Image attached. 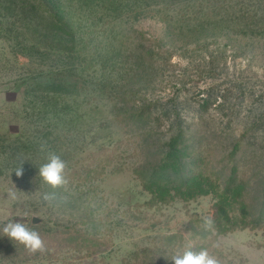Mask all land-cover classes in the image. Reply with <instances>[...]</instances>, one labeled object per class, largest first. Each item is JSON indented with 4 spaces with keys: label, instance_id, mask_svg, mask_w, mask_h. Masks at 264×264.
I'll use <instances>...</instances> for the list:
<instances>
[{
    "label": "rangeland",
    "instance_id": "obj_1",
    "mask_svg": "<svg viewBox=\"0 0 264 264\" xmlns=\"http://www.w3.org/2000/svg\"><path fill=\"white\" fill-rule=\"evenodd\" d=\"M180 130L199 155L181 176L236 179L263 214L264 0H0V264H174L189 245L264 264V220L202 229L215 192L149 204L139 171ZM48 152L63 187L39 177Z\"/></svg>",
    "mask_w": 264,
    "mask_h": 264
},
{
    "label": "trees",
    "instance_id": "obj_2",
    "mask_svg": "<svg viewBox=\"0 0 264 264\" xmlns=\"http://www.w3.org/2000/svg\"><path fill=\"white\" fill-rule=\"evenodd\" d=\"M166 146L162 158L153 167L139 171L143 187L151 195L148 201L150 205L169 203L174 200L176 193L181 197L189 198L215 192L218 200L215 203L216 209L212 219L219 233L240 226L256 227L263 222L264 213L254 215L253 204L240 198L245 190L242 182L229 177L218 183L205 180L202 173L181 176L182 170L188 166V163L195 165L197 161L195 158L199 157L196 155L192 140L187 138L185 132L180 130L173 134L167 140ZM262 197L264 198V188Z\"/></svg>",
    "mask_w": 264,
    "mask_h": 264
},
{
    "label": "clouds",
    "instance_id": "obj_3",
    "mask_svg": "<svg viewBox=\"0 0 264 264\" xmlns=\"http://www.w3.org/2000/svg\"><path fill=\"white\" fill-rule=\"evenodd\" d=\"M43 151V146L41 147ZM22 165V164H21ZM67 164L66 162L54 152H48L47 162L39 167V177L53 189L63 187L67 184L65 176ZM17 176L22 175V167L20 166L15 171ZM10 198L16 200L17 197L14 192L10 193ZM53 197L45 194L43 199L48 201ZM24 218H28V213H24ZM201 227L205 231H214L215 223L211 217L202 218ZM3 235L23 245L30 253H37L45 251V242L41 238L38 231L34 227L30 228L25 222H14L9 220L2 228ZM188 249L182 254H175L170 259L174 264H219V260L210 255L208 250L201 249L200 251Z\"/></svg>",
    "mask_w": 264,
    "mask_h": 264
},
{
    "label": "water",
    "instance_id": "obj_4",
    "mask_svg": "<svg viewBox=\"0 0 264 264\" xmlns=\"http://www.w3.org/2000/svg\"><path fill=\"white\" fill-rule=\"evenodd\" d=\"M41 221H42V219H41L40 217H38V216H34L33 219H32V222H33L34 224H37V223H39V222H41Z\"/></svg>",
    "mask_w": 264,
    "mask_h": 264
}]
</instances>
